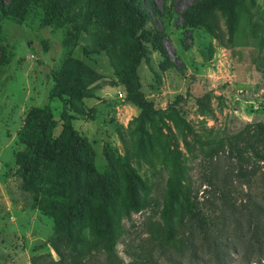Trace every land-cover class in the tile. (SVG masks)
I'll return each instance as SVG.
<instances>
[{
	"label": "rangeland",
	"instance_id": "1",
	"mask_svg": "<svg viewBox=\"0 0 264 264\" xmlns=\"http://www.w3.org/2000/svg\"><path fill=\"white\" fill-rule=\"evenodd\" d=\"M102 1L129 60L132 43L120 0ZM198 1L137 0L147 16L134 33L143 50L136 67L138 89L153 108L163 110L142 116L128 92L126 68L113 66L87 0H0L2 6H13V18L19 20L0 16V41L8 54L6 62L0 59V264H30L33 255L44 256L38 260L42 262L58 260L47 241L54 224H61L67 189L53 164L40 161L32 177L35 189L28 190L16 174V157L23 148L20 137L33 134L39 120L35 108L47 96L56 120L52 135L64 138L70 133L59 117L62 106L53 96L51 73L67 65L76 70L77 63L84 68L81 83L92 88L93 96L65 97L71 127L83 145L75 157L106 176L117 231L110 260L92 251L83 263L254 264L249 260L257 250L264 256V241L260 239V249L252 244L261 238L257 226L264 224V163L258 162L255 175L242 184L234 179L233 161L221 151L205 166L210 146L245 134L246 124L264 122V0L238 4L230 43L222 18L218 22L224 43L202 27L183 23L182 12ZM200 96L207 98L208 113L197 110L195 98ZM176 114L202 144L185 133ZM24 124L27 133L22 132ZM174 159L181 190L201 203L208 229L201 232L183 221L173 241L160 245L149 230H159L162 212L181 200L178 193L176 199L172 196ZM127 173L138 178L131 184L140 204L137 210L124 206ZM206 177L213 188L205 185ZM88 222L83 214V237Z\"/></svg>",
	"mask_w": 264,
	"mask_h": 264
},
{
	"label": "trees",
	"instance_id": "2",
	"mask_svg": "<svg viewBox=\"0 0 264 264\" xmlns=\"http://www.w3.org/2000/svg\"><path fill=\"white\" fill-rule=\"evenodd\" d=\"M243 0H199L185 11L182 12V21L188 27H202L219 43L222 40V30L219 26L218 18H222L223 26L226 32V41L232 40L236 23V7ZM121 10L129 23V37L131 39L130 59L124 52L123 44L117 30V25L109 15L107 8L102 0H87V7L97 18L99 26L105 37L109 57L115 68L125 67L124 80L128 84V92L132 94L131 100L139 107L140 115L146 116L148 113H161L162 109H155L152 103L146 100L139 91L136 67L142 56L141 45L137 43L134 33L141 28L147 19L146 13L137 6V0H120ZM14 5V4H13ZM16 15L12 5H0V16L10 18L16 22L19 20L13 18ZM219 16V17H218ZM144 36L153 39L148 31H140ZM157 49L162 55L165 51L161 45ZM0 59L6 62L8 60L7 46L0 41ZM84 72L82 64L77 63L76 70L67 65L64 69L51 73V79L55 85L53 96L61 102L60 119L65 122V128L70 132L66 137H54L52 130L56 125V120L52 116L49 108L48 99L41 103L35 110L39 114V120L30 136L20 137L23 148L16 157V174L21 178L23 185L28 190H34L32 181L37 162L48 161L54 166L56 174L61 179V183L66 187L65 208L60 212L61 224H54L53 232L47 243L58 256V260L49 258L47 261H38L42 255H33L30 264H84V260L92 251L101 252L105 258L110 260L113 256V246L115 243L117 231L115 220L111 211V189L109 188L107 178L104 174L98 173L92 163L75 157L82 149L81 139L77 136L70 124V114L67 111V100L69 98H87L92 97L91 87H85L81 83L80 76ZM180 99L177 96L175 102ZM197 110L201 113L210 111L206 96L195 98ZM173 111L175 108L172 107ZM177 122L186 134L191 135L192 139L199 144L191 125L180 115L176 114ZM245 134L238 132L233 135L231 140L224 144L210 146L205 152V166L210 167L213 158L220 151L226 157L233 161L234 179L242 184L248 183L251 177L256 173L258 162L264 163V122H254L246 124ZM23 133L26 132L24 124ZM186 145V142H185ZM174 189L173 199H176L177 193L181 200L177 199L175 206L169 205L161 214L162 223L160 229L150 228V238L161 242L173 241L176 234V227L183 221H189L199 231L205 232L208 229V223L201 208V203L195 195L189 191L184 193L181 190L182 178L179 163L174 159ZM92 175L91 181L87 178ZM127 180V198L124 206L129 205L132 210L139 208L131 184L138 181L137 176L133 174L126 175ZM205 185L213 188L214 184L211 177H206ZM83 214L89 219L87 237L80 235L81 222ZM262 234L261 238L255 237L252 244H257L260 249L264 241V224L257 226ZM212 229V228H211ZM254 236V235H253ZM264 243V242H263ZM261 244V245H260ZM258 251L249 262L254 264H263L264 256Z\"/></svg>",
	"mask_w": 264,
	"mask_h": 264
},
{
	"label": "water",
	"instance_id": "3",
	"mask_svg": "<svg viewBox=\"0 0 264 264\" xmlns=\"http://www.w3.org/2000/svg\"><path fill=\"white\" fill-rule=\"evenodd\" d=\"M33 46H35V45H33ZM43 68H44V70L46 69V66H43Z\"/></svg>",
	"mask_w": 264,
	"mask_h": 264
},
{
	"label": "built area",
	"instance_id": "4",
	"mask_svg": "<svg viewBox=\"0 0 264 264\" xmlns=\"http://www.w3.org/2000/svg\"><path fill=\"white\" fill-rule=\"evenodd\" d=\"M119 96H121L122 94L120 93V94H118Z\"/></svg>",
	"mask_w": 264,
	"mask_h": 264
}]
</instances>
